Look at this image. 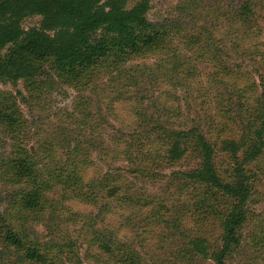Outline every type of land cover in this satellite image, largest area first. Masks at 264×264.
<instances>
[{
    "label": "rangeland",
    "instance_id": "374dc122",
    "mask_svg": "<svg viewBox=\"0 0 264 264\" xmlns=\"http://www.w3.org/2000/svg\"><path fill=\"white\" fill-rule=\"evenodd\" d=\"M137 1L126 0L127 6ZM240 1L149 0L148 21L169 33L159 49L126 59L116 70L97 66L77 80L47 61L34 62L30 79L0 78V96L13 105L4 114L22 128L16 134L10 128L13 122H0L4 215L13 210L11 198L21 189L5 184L2 175L3 162L18 150L17 144L39 157L37 169L75 165L85 183L118 187L115 199L102 196L96 204L55 191L35 218L11 222L26 245L46 254L43 264H75L78 259L82 264H213L200 258L186 262L182 254L174 259L197 236L211 249L220 245V212L215 206L225 200L189 182L186 175L197 160L187 157L168 165L162 158L153 159L164 153L162 142L150 147L154 154L148 167H138L128 157L137 155L135 141L162 133L158 124L169 130H208L205 135L212 143L219 135L242 136V123L256 113L239 114L237 106L257 99L264 80V0H250L249 29L229 16ZM39 20L28 17L22 26L27 29ZM251 30L255 36H249ZM219 90L225 91L221 97ZM5 122L9 124L3 126ZM210 123L225 125L211 128ZM214 166L225 182L233 179L229 155L217 151ZM242 168L250 188L247 218L227 264H264V149ZM203 197L218 200L204 202ZM0 237V264H39L6 247Z\"/></svg>",
    "mask_w": 264,
    "mask_h": 264
},
{
    "label": "trees",
    "instance_id": "16d2710c",
    "mask_svg": "<svg viewBox=\"0 0 264 264\" xmlns=\"http://www.w3.org/2000/svg\"><path fill=\"white\" fill-rule=\"evenodd\" d=\"M148 11L149 0H139L132 7L127 6L126 0H0V78L11 81L30 79L36 69L34 62L39 61L49 62L52 69L73 80L86 76L97 66H115L116 70L126 59L157 50L164 44L168 30L151 24L147 19ZM229 14L233 20L248 26L253 16L251 1L241 0ZM34 16L40 18L38 24L25 29L23 20ZM179 30L180 26H175V34ZM249 36H255L254 30ZM237 37L232 38L231 46ZM198 38H203L202 32ZM216 92L218 97L225 94L223 90ZM258 92L253 102L237 106L239 114H248L249 110L256 113L252 121L242 123L244 133L240 138L219 135L212 143L205 135L208 130L198 127L169 130L158 124L156 129L161 130V134L145 142L135 141L138 142L135 146L137 155L133 159L129 156L130 162L138 167H148L149 156L154 154L150 147L162 142L160 147H164V153L155 154L153 159L162 158L171 165L193 157L197 163L186 175L189 182L205 187L210 193L214 191L225 200L220 207L215 206L220 212V245L211 249L204 238L197 236L190 239L174 259L182 254L186 262L200 258L213 264H227L228 255L238 246V231L246 222V204L250 197L248 177L242 166L257 159L264 149V80ZM4 97L7 96H0V122L3 123L4 119L13 122L9 126L19 134L21 124L15 123L12 115L4 114L13 107L10 99ZM8 124L5 122L3 126ZM210 125L211 128L214 126L213 123ZM16 147L18 150L13 156L3 162L2 175L5 184L18 185L21 189L11 198L13 210L7 215L0 211V236L6 247L23 252V257L30 262L43 264L47 261L46 254L36 246L26 245L11 222L28 215L35 218L47 207L49 194L55 191L66 194L70 199L96 204L102 196L115 199L118 187L96 185L94 181L85 183L75 165L37 169L39 157L19 144ZM217 151L229 155L233 162L234 177L230 182L221 179L214 166ZM203 199L204 202L218 200ZM75 264L82 262L78 259Z\"/></svg>",
    "mask_w": 264,
    "mask_h": 264
}]
</instances>
